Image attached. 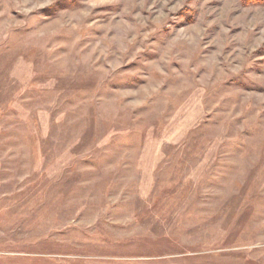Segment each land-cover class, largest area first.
Here are the masks:
<instances>
[{
    "label": "rangeland",
    "instance_id": "1",
    "mask_svg": "<svg viewBox=\"0 0 264 264\" xmlns=\"http://www.w3.org/2000/svg\"><path fill=\"white\" fill-rule=\"evenodd\" d=\"M0 0V264H264V2Z\"/></svg>",
    "mask_w": 264,
    "mask_h": 264
},
{
    "label": "trees",
    "instance_id": "2",
    "mask_svg": "<svg viewBox=\"0 0 264 264\" xmlns=\"http://www.w3.org/2000/svg\"><path fill=\"white\" fill-rule=\"evenodd\" d=\"M242 4L244 5H248V4H251V3H263L264 0H241Z\"/></svg>",
    "mask_w": 264,
    "mask_h": 264
}]
</instances>
